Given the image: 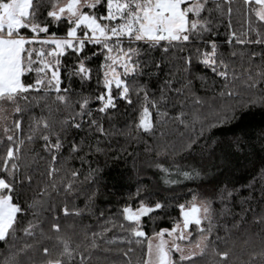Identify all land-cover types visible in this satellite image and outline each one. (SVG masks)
<instances>
[{"label": "snow or ice", "instance_id": "obj_1", "mask_svg": "<svg viewBox=\"0 0 264 264\" xmlns=\"http://www.w3.org/2000/svg\"><path fill=\"white\" fill-rule=\"evenodd\" d=\"M233 3L0 0V245L8 253L6 264H20V256L29 264H92L93 251L102 245L124 264H132L137 250L143 253L139 264H199L211 245L218 257L213 264H231L230 250L216 247L232 235L220 222L226 216L233 229L249 223L259 229L253 234L246 228L243 243L258 238L260 250L249 253L246 264H264V158L258 167L253 162L246 183L218 182L211 197L190 193L191 199L169 204L138 186L114 215H97L93 207L103 171L99 157L109 154L112 114L121 105L136 106L138 133L155 138L159 129L163 137L161 126L174 125L179 148L153 150L145 143L147 153L154 151L146 164L167 190L201 179L203 168L188 157L206 133L238 120L237 106L227 103L209 120L201 111L209 100L250 92L239 107L264 108V0H242L236 9ZM234 12L242 13L239 27L233 26ZM220 27L226 33L222 43ZM169 57L180 63L179 81L173 74L161 78ZM233 143L246 146L239 136ZM72 160L79 166L68 167ZM38 161L46 167L33 168ZM80 195L83 208L74 202ZM171 208L178 211L171 227H153L149 236L144 221L155 225L157 213L168 215ZM85 214L103 223L99 231L86 226V243L73 247L61 219ZM221 228L225 236L218 234Z\"/></svg>", "mask_w": 264, "mask_h": 264}, {"label": "trees", "instance_id": "obj_2", "mask_svg": "<svg viewBox=\"0 0 264 264\" xmlns=\"http://www.w3.org/2000/svg\"><path fill=\"white\" fill-rule=\"evenodd\" d=\"M242 0H234L233 8H239ZM242 23V13L237 14L234 12L233 26L239 27L237 22ZM220 36L218 42H223L226 39L225 28H219ZM167 74H173L177 81L181 80L183 73L180 70V63L172 57H169L164 66V71L161 73V78ZM155 86V81H153ZM175 87H180L179 83ZM195 88L198 90L197 94L204 96L203 90H200V82L195 81ZM252 93H242L241 97L235 100H221L216 99L213 104L211 100L205 104L201 111L204 116L212 120L216 113L221 112L224 104L237 106L236 115L238 120H234L231 124L224 125L223 127L213 128L210 133H206V140H202L200 145L197 146L192 156L188 157V162L196 163L204 170V175L201 179L193 182H185V185L175 187L174 190H167L162 183L159 175H154V170L149 168L146 161L154 156L153 153L145 151V143L153 150L161 149L164 145L169 148L173 144L177 148L180 147V138L178 134L173 131L174 125L161 126L165 132L163 137L160 136L158 129L155 138L149 137L142 133H138L133 126L136 114L134 108H127L123 105L120 106L118 112L112 114L111 127L115 129V134L111 137V148L107 157H99V165L103 169L100 177L99 193L94 201V210L99 215L103 211L105 217L114 215L120 206V202L128 199V197L135 192L136 188L142 187L153 193V199L165 200L169 204L183 202L185 199H191V194H197L198 197H211L215 188L219 187L218 182L232 181L234 184L246 183L253 172V162L259 166V161L264 158V151H261L264 140L259 139L264 130V108L259 106L253 108H240L239 104L251 97ZM135 99V97H134ZM55 109V105H53ZM61 113L53 112V118H59ZM153 112V117H154ZM105 128L110 125L105 121ZM183 131V129H181ZM190 132V130H189ZM243 133V135H241ZM239 136L241 143L246 146L242 149H237L234 146V138ZM250 145H255V148ZM116 153H120V159H113ZM66 155V153H65ZM32 153H28V160L31 162ZM194 156V160H193ZM79 166L78 162L72 160L69 162L68 167ZM95 166V165H93ZM33 168L39 167L43 169L46 167L44 161H38L32 165ZM259 187V184H257ZM191 193V194H190ZM247 195L246 192L242 193ZM256 196L259 193H255ZM178 196L179 201L170 198ZM81 208L85 204V196L80 195L74 201ZM71 207V204L69 205ZM214 207L219 209V204H214ZM234 212H239V206L233 207ZM259 211V209H257ZM156 219L155 225L151 220H145V231L149 236L152 234V228L155 227L158 231L163 227H171L172 221L170 217H178V211L175 208L169 209L168 215L160 216ZM248 219L251 221V213L248 214ZM221 224H226L228 229L231 230V237L227 243H217L216 247L219 250H230L231 264H246L249 259V253L253 250H260V240L253 238L249 244H244L243 236L244 230L247 228L251 233H256L259 229L255 225L244 224L239 229L232 228V218L226 216L222 219ZM99 223L95 216L85 214L83 217L68 216L62 217V234L70 237L72 246L75 247L80 244L84 246L85 227L90 226L91 231H99ZM118 231V230H117ZM220 236H225V230L221 228L218 232ZM45 243H48L45 241ZM55 241L53 240L49 246L51 247ZM146 246V245H145ZM33 255L29 252L28 256ZM8 253L3 250V245H0V264H6ZM143 258V253L137 250L131 257L132 264H139ZM20 264H29L27 257H18ZM212 251V246L209 245L207 254L199 259V264H213L217 260ZM92 264H124L123 258L120 257L115 251H103V245L100 250H95L92 253ZM259 264V260H257Z\"/></svg>", "mask_w": 264, "mask_h": 264}]
</instances>
